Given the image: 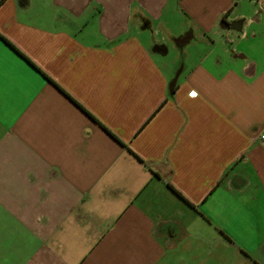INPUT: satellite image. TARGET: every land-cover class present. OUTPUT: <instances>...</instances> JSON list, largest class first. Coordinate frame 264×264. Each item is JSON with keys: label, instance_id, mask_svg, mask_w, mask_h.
<instances>
[{"label": "crops", "instance_id": "0c3cea01", "mask_svg": "<svg viewBox=\"0 0 264 264\" xmlns=\"http://www.w3.org/2000/svg\"><path fill=\"white\" fill-rule=\"evenodd\" d=\"M0 45V264H264V0H0Z\"/></svg>", "mask_w": 264, "mask_h": 264}, {"label": "snow or ice", "instance_id": "6c2138e0", "mask_svg": "<svg viewBox=\"0 0 264 264\" xmlns=\"http://www.w3.org/2000/svg\"><path fill=\"white\" fill-rule=\"evenodd\" d=\"M2 48H3V46L0 45V59H2V57H3V51H2ZM192 95H196V93H192Z\"/></svg>", "mask_w": 264, "mask_h": 264}, {"label": "trees", "instance_id": "16d2710c", "mask_svg": "<svg viewBox=\"0 0 264 264\" xmlns=\"http://www.w3.org/2000/svg\"><path fill=\"white\" fill-rule=\"evenodd\" d=\"M227 14H228V13H226V14L224 15V17H223V18H224V19H223L224 21H226V20H225V17L227 16ZM168 186H169L170 188H172L175 192H177V191L174 189V187H173L172 185L168 184ZM177 193H178L179 195H181L179 192H177Z\"/></svg>", "mask_w": 264, "mask_h": 264}, {"label": "built area", "instance_id": "2783aa9c", "mask_svg": "<svg viewBox=\"0 0 264 264\" xmlns=\"http://www.w3.org/2000/svg\"><path fill=\"white\" fill-rule=\"evenodd\" d=\"M194 93L193 91L190 92V94ZM262 138H264V135H262Z\"/></svg>", "mask_w": 264, "mask_h": 264}]
</instances>
